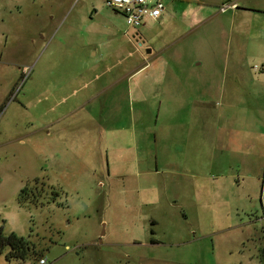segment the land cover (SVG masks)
<instances>
[{"label":"rangeland","instance_id":"obj_1","mask_svg":"<svg viewBox=\"0 0 264 264\" xmlns=\"http://www.w3.org/2000/svg\"><path fill=\"white\" fill-rule=\"evenodd\" d=\"M164 4L139 46L105 0H0V230L32 244L0 264H259L264 171L218 180L173 138L205 116L264 131V0ZM205 83L225 98L192 106Z\"/></svg>","mask_w":264,"mask_h":264},{"label":"crops","instance_id":"obj_2","mask_svg":"<svg viewBox=\"0 0 264 264\" xmlns=\"http://www.w3.org/2000/svg\"><path fill=\"white\" fill-rule=\"evenodd\" d=\"M155 22L158 26L157 29H160L161 31L163 27L171 25L174 20L171 15L166 10H164L159 20ZM139 29H143V31L147 30L146 24H144ZM139 29H137L138 31L136 30V37L133 38L136 39L137 43H144V36H146L147 31L149 30L143 32L139 31ZM161 33L162 32L157 31L156 36L159 37ZM137 38H139V41H137ZM177 42V40L168 41L166 44L167 46L162 47L160 51L164 52V50H166L170 46H174ZM150 50V53H154V56L158 57V54L153 48ZM145 66L146 65L137 67V71L134 73V75H137L139 72H141ZM227 70L228 69L224 68L222 70V73L224 72L223 74H225V71ZM204 71H206L203 73L206 81L208 79L207 76L212 75L214 70ZM201 86L202 84H190L187 87L189 91L188 97L192 103V106L197 108H206L211 106L214 99L217 100L219 98H225L223 87L219 85H209L207 83H205L203 88H201ZM194 88L201 89L204 92L195 94V92L192 91ZM145 90L146 86L140 84V86H134L133 93L135 94L136 98L139 97V99H144L146 97V95H143ZM164 96L167 98L170 96L168 90L164 91ZM244 119V117H225L223 115L214 117L205 116L203 117L202 121L200 119V121L204 124L203 132L197 134H188L186 137H181L178 135V137L173 138V146L175 148H185V152H188L189 154L190 161H193L194 158H197L196 162L200 164L205 160L204 166L206 168H209V171L215 173L217 176L216 179L218 180L230 181L232 179H237L239 181V178L245 176L247 179L256 180L264 171V131H262L259 126H256V128L254 123L253 126L255 127V129L251 128L249 123L248 124L251 129H246L243 124ZM200 121L198 122L200 123ZM52 124L53 123L50 122L46 126V128H52ZM181 126L182 125L180 122L179 127ZM46 133L51 134V131L47 130ZM138 137H140V139L142 138V136H137L136 134H134L132 139V141H134V144L127 147V150H138L143 148V143L137 144L139 140ZM199 154H202V156L204 155L203 161H201V159L198 157ZM191 156L193 157L191 158ZM194 163L189 164V170H197L196 165L192 166ZM243 168H245V170ZM158 170L159 169L157 168L156 171L159 172ZM241 170L246 173L241 175L240 173L236 172H241ZM203 179H205V177L201 175L197 180H193L190 184H192V186L195 188L197 187L198 181Z\"/></svg>","mask_w":264,"mask_h":264},{"label":"built area","instance_id":"obj_3","mask_svg":"<svg viewBox=\"0 0 264 264\" xmlns=\"http://www.w3.org/2000/svg\"><path fill=\"white\" fill-rule=\"evenodd\" d=\"M108 7L123 15L132 29L141 28L149 20L157 21L165 10L163 0H105ZM26 70V69H25ZM27 71V70H26ZM39 264H48L41 258Z\"/></svg>","mask_w":264,"mask_h":264},{"label":"trees","instance_id":"obj_4","mask_svg":"<svg viewBox=\"0 0 264 264\" xmlns=\"http://www.w3.org/2000/svg\"><path fill=\"white\" fill-rule=\"evenodd\" d=\"M25 188H23L18 197V204L22 207H26L25 202L22 199V193ZM8 248L5 253V259L7 261L16 260L19 262H27L32 256V244L27 238L16 235L15 233H10L8 235L4 234L3 229L0 230V254ZM259 264H264V246L259 249ZM41 259V258H40Z\"/></svg>","mask_w":264,"mask_h":264},{"label":"water","instance_id":"obj_5","mask_svg":"<svg viewBox=\"0 0 264 264\" xmlns=\"http://www.w3.org/2000/svg\"><path fill=\"white\" fill-rule=\"evenodd\" d=\"M133 37H136V36L134 35ZM137 41H139V38H137ZM139 46H142V43H139ZM147 52L150 53L151 50L149 49Z\"/></svg>","mask_w":264,"mask_h":264}]
</instances>
